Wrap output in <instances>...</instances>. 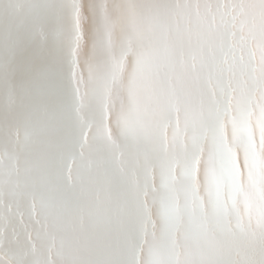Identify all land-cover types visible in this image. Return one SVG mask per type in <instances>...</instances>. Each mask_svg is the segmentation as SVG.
I'll return each instance as SVG.
<instances>
[{
    "label": "snow or ice",
    "instance_id": "6c2138e0",
    "mask_svg": "<svg viewBox=\"0 0 264 264\" xmlns=\"http://www.w3.org/2000/svg\"><path fill=\"white\" fill-rule=\"evenodd\" d=\"M4 254L264 264V0H28L0 29Z\"/></svg>",
    "mask_w": 264,
    "mask_h": 264
},
{
    "label": "bare ground",
    "instance_id": "6f19581e",
    "mask_svg": "<svg viewBox=\"0 0 264 264\" xmlns=\"http://www.w3.org/2000/svg\"><path fill=\"white\" fill-rule=\"evenodd\" d=\"M28 7V0H0V29L3 31V39L7 43L8 30L10 26H15L24 15V10ZM91 18L89 23L91 24ZM5 179L7 176L5 175ZM37 247L41 243L37 242ZM3 264H11L8 254H4Z\"/></svg>",
    "mask_w": 264,
    "mask_h": 264
}]
</instances>
